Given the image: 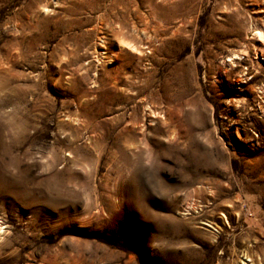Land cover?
<instances>
[{
    "label": "rangeland",
    "instance_id": "374dc122",
    "mask_svg": "<svg viewBox=\"0 0 264 264\" xmlns=\"http://www.w3.org/2000/svg\"><path fill=\"white\" fill-rule=\"evenodd\" d=\"M0 264H264V0H0Z\"/></svg>",
    "mask_w": 264,
    "mask_h": 264
},
{
    "label": "bare ground",
    "instance_id": "6f19581e",
    "mask_svg": "<svg viewBox=\"0 0 264 264\" xmlns=\"http://www.w3.org/2000/svg\"><path fill=\"white\" fill-rule=\"evenodd\" d=\"M254 37L256 38V40L261 41L262 33L258 31L257 33L254 34Z\"/></svg>",
    "mask_w": 264,
    "mask_h": 264
}]
</instances>
